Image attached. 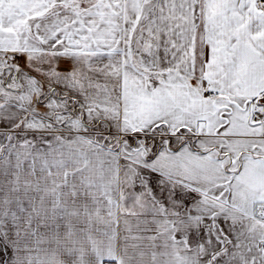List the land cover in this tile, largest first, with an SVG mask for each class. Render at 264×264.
<instances>
[{
    "label": "snow or ice",
    "instance_id": "obj_1",
    "mask_svg": "<svg viewBox=\"0 0 264 264\" xmlns=\"http://www.w3.org/2000/svg\"><path fill=\"white\" fill-rule=\"evenodd\" d=\"M0 264H264V0H0Z\"/></svg>",
    "mask_w": 264,
    "mask_h": 264
}]
</instances>
